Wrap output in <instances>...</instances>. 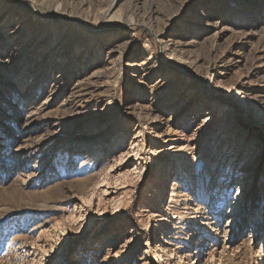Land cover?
Here are the masks:
<instances>
[{
  "label": "rangeland",
  "instance_id": "374dc122",
  "mask_svg": "<svg viewBox=\"0 0 264 264\" xmlns=\"http://www.w3.org/2000/svg\"><path fill=\"white\" fill-rule=\"evenodd\" d=\"M0 264H264V0H0Z\"/></svg>",
  "mask_w": 264,
  "mask_h": 264
},
{
  "label": "bare ground",
  "instance_id": "6f19581e",
  "mask_svg": "<svg viewBox=\"0 0 264 264\" xmlns=\"http://www.w3.org/2000/svg\"><path fill=\"white\" fill-rule=\"evenodd\" d=\"M110 6V8H111V5H109ZM120 49V48H119ZM177 53V52H176ZM87 152H89V153H91V154H94V152L91 150H86ZM130 160V159H129ZM128 163V162H127ZM127 163H124L125 165L127 164ZM127 166V165H126ZM111 171H113V170H111ZM115 171V170H114ZM99 186V185H98ZM98 188V187H97ZM177 190H178V179L176 178L174 181H173V183H172V187H171V189L168 191V193H167V200H168V198H169V205H171L173 202H174V200H175V198H176V194H177ZM238 193H239V195L241 196L242 194H243V192L241 191V190H239L238 191ZM106 194H108L107 192H106ZM113 243H114V241L113 240H111V241H108L107 242V244H108V248H107V252H109L111 249V245H113ZM110 256V255H109Z\"/></svg>",
  "mask_w": 264,
  "mask_h": 264
}]
</instances>
